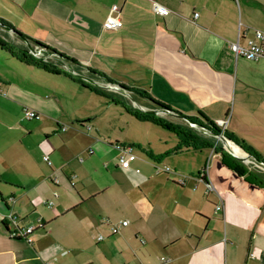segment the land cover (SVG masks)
<instances>
[{
	"label": "crops",
	"instance_id": "obj_1",
	"mask_svg": "<svg viewBox=\"0 0 264 264\" xmlns=\"http://www.w3.org/2000/svg\"><path fill=\"white\" fill-rule=\"evenodd\" d=\"M157 1L170 10L168 16L155 14L152 0H0L4 21L0 40L30 53L38 42L76 62L45 53L47 58L54 55L51 61L60 72L38 66L36 71L34 64L0 49V264H95L99 256L107 260L126 241L129 249L143 246L166 254L170 262L162 264H206L213 255L215 262L221 260L225 221L216 216L225 218V213H216L215 207L226 182L236 185L226 171L249 184L227 166L241 169L245 164L233 160L214 134L209 136L214 137L210 139L216 150L183 148L173 153L207 150L206 162L210 159L211 166L215 160L213 168L223 175L219 178L210 169L220 198L207 194L200 180L193 192L181 187L183 201L170 212L177 221H168L154 185L155 166L164 151L153 153L150 144L128 138L102 142L97 123L104 104L100 98L122 107L135 121L125 108L131 96L139 97V108L177 124H188L183 117L204 123L199 113L217 124L232 109L226 131L248 138L249 122L261 124L250 112L264 115V59L236 58L231 47L240 32L248 31L250 37L255 30L264 31V0ZM113 6H118L123 26L108 31L103 24ZM69 67L79 73L75 77L107 96L69 77ZM26 108L41 118L23 122ZM35 134L45 136V146L33 145ZM117 142L147 147V157L159 159L149 163L134 154L130 167L122 168L113 146ZM97 157L106 160L103 167L112 172H103ZM253 165L264 178L261 166ZM73 175L77 179L71 187ZM115 210L131 215L133 223L113 235L105 223L112 222L104 218H114L115 224L126 221L115 218ZM233 211L232 207L230 214ZM10 215L15 216L17 229L30 232L31 242L11 236L15 225ZM257 228L264 233V212ZM98 232L106 233L101 241L94 239Z\"/></svg>",
	"mask_w": 264,
	"mask_h": 264
},
{
	"label": "rangeland",
	"instance_id": "obj_2",
	"mask_svg": "<svg viewBox=\"0 0 264 264\" xmlns=\"http://www.w3.org/2000/svg\"><path fill=\"white\" fill-rule=\"evenodd\" d=\"M3 22V19H0V23ZM3 25L5 26V24ZM0 49H2V52L7 54L9 57L12 56L7 48L0 46ZM32 50L36 54L37 51L40 52L38 55L34 53H32V55L37 56V58L45 62L53 64L51 58L54 55H50V58L45 59V48L33 44ZM33 66L37 71V66ZM139 100L140 99L138 96H131L127 98V107L129 109L140 110L139 106H137L139 105ZM100 103L104 104L100 105L97 123L101 128L99 129L98 134L99 139L102 140V142L115 141L116 138L120 140L123 138H128L130 140L140 141L143 143V145L150 144L153 153L164 151V154L160 155L161 160L159 165L161 167H169L172 173L157 174L154 171V179L158 181V183L154 185L157 189V198L159 201H162L167 214H169L168 221H177L175 216L170 215V212L172 206H178L183 201L179 195V190H182L181 187H183V189H186L190 193V191L193 192V189L196 185H200L198 183V175L201 172L202 167L205 165L208 156L210 155L209 151H192L189 154L183 153L180 155H173L172 148L175 145H179L176 139L178 138L177 135L151 123H140L135 121L132 117L127 115L122 107H112L111 102L107 99L100 98ZM257 104L258 102L254 105ZM253 112L255 113V118L259 117L258 119H261L259 120L261 124L258 126L256 121H252L253 123L249 122L250 124L247 128L248 138L240 139L243 140L247 145L251 146L259 155H261L263 161L259 162L255 160V162L261 166L262 172H264V115H262L259 110L252 111L250 114L254 115ZM231 115L232 109L230 110L229 116L226 119L229 120ZM26 120L31 121L26 119L23 114L22 121L24 122ZM179 121L180 120H178V122ZM195 130L201 135L205 133L200 126L195 128ZM32 138L33 145L35 146L38 144L45 146V143L47 142L45 140V136H41L39 134L33 135ZM208 138L214 137L208 136ZM106 146L108 147L107 144ZM134 146L133 154L144 158L149 163L152 162V160L149 159V157H147V155L144 153V150L147 147L143 148L141 145L138 146L137 144ZM227 147L231 148L228 145ZM226 149L228 150V148ZM147 150L149 149L147 148ZM37 152L38 151H36V154ZM102 155L107 156V153L102 152ZM231 158L233 160H238L234 156ZM97 160L98 163H101L100 165L103 172H112L111 168L108 171L104 169L103 166L106 160H101L99 157H97ZM214 164L215 160H212L211 172L215 173L217 177L220 178L223 174L222 172L217 171V167L213 168ZM248 168L250 171H248ZM243 169L245 170V173L247 170L248 174H246L245 177L248 176V179L252 181L253 185H249L243 180H238V177L230 171L225 172L237 186L231 181H227L225 186L220 190L223 204H221V202H219V204H221V206L223 205V212L225 213V218H222V216H216L218 219H221V221H225V226H223V247L220 255L221 260L219 262H215V257L213 255L209 261L206 262V264H264V233L257 228V219L264 212V178L256 172V168L254 167L253 163L250 165L245 164ZM208 197L210 201L214 199L211 196ZM232 207L234 211L230 214ZM146 211H148V208H146ZM113 216L115 218L125 217L124 219L129 221L132 226L133 218L128 213L115 210L113 212ZM106 219H109L112 222L111 224L115 225V222H113L114 218H104V220ZM108 228H110V225L107 226V229ZM105 235V232L93 234L94 239L97 237L99 239L100 236ZM128 246L129 242L127 241L125 244H120L118 246L119 250L115 251L113 255L107 256V260L106 258L99 256L95 264H162V259L166 258V254H163L162 252L146 250L143 246H141L142 249L140 250L129 249L127 248Z\"/></svg>",
	"mask_w": 264,
	"mask_h": 264
},
{
	"label": "built area",
	"instance_id": "obj_3",
	"mask_svg": "<svg viewBox=\"0 0 264 264\" xmlns=\"http://www.w3.org/2000/svg\"><path fill=\"white\" fill-rule=\"evenodd\" d=\"M152 10L155 14H158L160 16H168L170 14V10L168 8H166L165 6H163L162 4H160L157 0H152ZM119 12L120 11H119L118 6L112 7L109 15L106 18V21L103 24V27L105 30L117 31V30L122 28L123 22L120 18ZM194 17L196 19L198 17V14H195ZM247 34H248V31L240 32L239 37H238V41L236 43L232 44L231 48H232V51H233L235 57L236 58L243 57V58H246V59L251 60V61L264 59V31L255 30L250 37H247ZM242 39L245 40L244 45H242L240 43ZM31 53L36 54L33 50ZM38 54H40L39 51H37L36 55H38ZM48 58L45 57V59H48ZM68 70L69 71H67V72H69L70 74H72L74 76L79 75V73L76 70L72 69L71 67H69ZM24 117L28 120H39L41 118V115L34 110H30V109L26 108L24 110ZM227 124H228V120H222V121L218 122L216 125L222 131H224L227 128L226 127ZM192 127L197 128L198 126L192 125ZM66 130H67V127L62 128V131H66ZM87 130L88 131L92 130L90 125L87 126ZM203 131L205 132L203 134H206L207 136L213 135L209 131H206L204 129H203ZM217 136H224V135L221 134V135H217ZM218 139L220 140V138H218ZM113 146L119 152L118 161H119V164L121 165V167L125 168V169L129 168L130 162L135 158V155L133 154L134 148L132 146H126V145H123V144L118 143V142L114 143ZM232 149H234V148H232ZM214 150H216V147H214ZM233 151L239 157H241L243 159V163H245L247 165H250L252 163L253 164L256 163L255 162L256 159L254 157H252L250 155L240 154L239 152H236V150H233ZM43 160L48 166L52 165L48 156H44ZM210 169H211V166H210V159H209L206 162V164L203 166L201 172L199 173L198 180H200L201 182H203L205 184L207 194L216 193L219 196L218 191L212 182ZM155 170H156L157 174H160V173L170 174V173H172V171L169 167H161L159 164H157L155 166ZM137 172H139V170H137ZM76 179H77L76 175H73L71 177V179H70L71 187L75 186ZM219 198H220V196H219ZM220 202L222 204L221 200H220ZM48 204H49V206H52V203H48ZM221 204L216 205V207H215L216 213L223 212V205L221 206ZM9 221L15 225V229L13 230V232H11V236L13 238H23V239L27 240L28 242H31V240L28 238L29 233H30L28 230L17 229V221H16L15 216L10 215ZM105 223L110 225V232L113 235L119 233L123 228H125L126 226L129 225V221H122L118 224L112 225L108 220H106ZM103 239H104L103 236L99 237L100 241ZM167 262H170V260H167L165 258L162 259V263H167Z\"/></svg>",
	"mask_w": 264,
	"mask_h": 264
},
{
	"label": "trees",
	"instance_id": "obj_4",
	"mask_svg": "<svg viewBox=\"0 0 264 264\" xmlns=\"http://www.w3.org/2000/svg\"><path fill=\"white\" fill-rule=\"evenodd\" d=\"M18 36L23 37L21 34H18ZM35 44L45 48L46 53L57 54V52H55L53 49L48 48L41 43L35 42ZM0 46L7 48V50L10 51V53L12 55L16 56L19 60L24 61L25 63H32V64L42 68L43 70H45L47 72L54 73V74H58L60 72L59 71L60 69H58V66H56L54 64H50L48 62H45V61L37 58L36 56L32 55L28 51H25L21 48L16 49V48L8 45L7 43H5L2 40H0ZM57 55L68 63H71V64L76 63L74 60H71L64 55H61V54H57ZM68 76L76 79L79 82H81L85 88L88 87V89H91L92 91H94V92H96L102 96H107L106 93L98 90L97 88L92 87L90 85H87L84 81L81 80L80 77H75L72 74H69ZM118 103H121L122 105L125 106V104L120 102V101ZM125 108L137 121L152 123L155 126L161 127L162 129L177 135L180 138V145L178 147H176L175 149H173L172 153H178V152L182 151L183 148L185 150L190 149V148L195 149V150L214 148V146L212 144V139L207 138L201 134H198V132L195 130V128H193L192 126L189 125L188 121H192L196 125L203 127L204 129H206L207 131L211 132L212 134H214L216 136L223 134L225 137H227L233 143L236 151H238L239 153H241L243 155H250V156L254 157L259 162L263 161L261 155H259L251 146L247 145L243 140H241L240 138H238L234 134L229 133L226 130L222 131L215 123L209 121L201 113H199V115L204 119V123L203 122L199 123V121H197L196 119L183 117V119H185L186 122H188V124H186L185 122L183 124H177L174 122H170V121H168L162 117H158L157 115H152L150 113L143 112V111L136 110V109L135 110L129 109L126 106H125ZM161 109L164 112L165 111L169 112L167 107L161 106ZM150 158H152V160H156V161H157V159H159V157H155L153 155H150ZM227 166L229 168L233 169L239 176H243V177L246 176L245 170L243 169L244 166L241 169L238 167H235V166H231L229 164ZM246 182H248L249 184H252V181L250 179H248L247 177H246Z\"/></svg>",
	"mask_w": 264,
	"mask_h": 264
},
{
	"label": "water",
	"instance_id": "obj_5",
	"mask_svg": "<svg viewBox=\"0 0 264 264\" xmlns=\"http://www.w3.org/2000/svg\"><path fill=\"white\" fill-rule=\"evenodd\" d=\"M116 85H117V84H110L109 86H110L111 88L116 89V88H117ZM120 90H121L122 92H124V91H123V88H121ZM124 93H127V92H124ZM140 110L143 111V112L150 113V114H152V115H157V114H159V113L156 112V111H147V110H144V109H142V108H140ZM188 122H189L190 124H192V125H196V124H195L194 122H192V121H188ZM214 136L220 138V140H221V142L223 143L224 147L228 148V150L230 151V153H231L235 158H237V159H239V160H241V161L243 162V159H242L241 157H239V156L233 151V149L227 147V144L225 143L226 140H227L229 143L232 144V142H231L227 137H225V136H216V135H214Z\"/></svg>",
	"mask_w": 264,
	"mask_h": 264
}]
</instances>
